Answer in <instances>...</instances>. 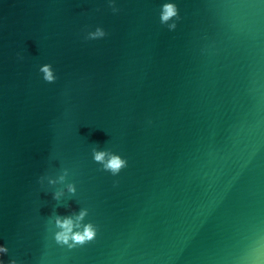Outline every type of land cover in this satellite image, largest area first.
Segmentation results:
<instances>
[{
  "label": "water",
  "instance_id": "1",
  "mask_svg": "<svg viewBox=\"0 0 264 264\" xmlns=\"http://www.w3.org/2000/svg\"><path fill=\"white\" fill-rule=\"evenodd\" d=\"M0 246L264 264V0H0Z\"/></svg>",
  "mask_w": 264,
  "mask_h": 264
},
{
  "label": "clouds",
  "instance_id": "2",
  "mask_svg": "<svg viewBox=\"0 0 264 264\" xmlns=\"http://www.w3.org/2000/svg\"><path fill=\"white\" fill-rule=\"evenodd\" d=\"M172 11H173V7L171 5H169V13H171ZM121 163H122V161H120L118 158H115V157L111 160V165H112L113 168H115L117 165H119ZM64 223L67 224L68 221H65ZM92 235H93V232H92L91 228H89L88 230H86L85 233H84V236H89L90 237ZM84 236H81V235L77 234L76 237H75V239L77 241H79V240H82L84 238ZM60 238L67 239V236H66L65 233H61L60 234ZM3 250H5V249H3V246H0V251H3ZM0 264H3V262L0 261Z\"/></svg>",
  "mask_w": 264,
  "mask_h": 264
}]
</instances>
